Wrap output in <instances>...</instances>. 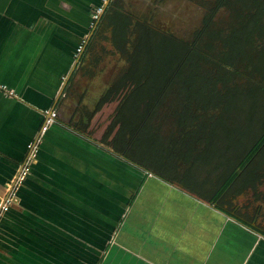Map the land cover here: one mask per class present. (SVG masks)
Segmentation results:
<instances>
[{
	"label": "crops",
	"instance_id": "0c3cea01",
	"mask_svg": "<svg viewBox=\"0 0 264 264\" xmlns=\"http://www.w3.org/2000/svg\"><path fill=\"white\" fill-rule=\"evenodd\" d=\"M97 1L0 0V195L39 140L0 215V264H264V178L229 207L205 184L185 189L127 159L102 131L90 135L111 101L101 96L86 122L78 109L66 116Z\"/></svg>",
	"mask_w": 264,
	"mask_h": 264
},
{
	"label": "trees",
	"instance_id": "16d2710c",
	"mask_svg": "<svg viewBox=\"0 0 264 264\" xmlns=\"http://www.w3.org/2000/svg\"><path fill=\"white\" fill-rule=\"evenodd\" d=\"M200 1L206 24L214 22L223 8L234 15L244 12L246 19L238 29H246L248 38L264 39V0ZM105 5L104 0H98L95 7ZM194 34L193 40H183L158 27L151 18L135 16L123 7L121 0H110L78 62L79 69L92 56L97 66L102 58L99 52L120 55L123 65L111 74L101 98L109 102L126 95L116 110L114 124L123 123L132 114L124 135L126 142L118 141L115 150L185 189L198 184L215 186L214 180L209 179L222 165L233 163L224 151L243 126L235 120L239 110L243 114L247 110L246 121L264 100V78L241 72L228 64L223 55L201 46L203 30ZM224 34L221 30L216 36L223 38ZM100 38L111 40L115 50L101 46L99 51ZM146 55L148 68L143 62ZM141 70L145 72L142 81L124 93ZM170 95L177 128L167 136L155 124V118ZM246 101L249 109L242 110L241 104ZM77 126L82 130L79 123ZM221 136L227 139L223 146ZM235 166L225 181L216 186L212 197L216 202L226 198L229 207L234 206L232 199L238 190L255 189L264 178V133ZM204 173L205 177H201Z\"/></svg>",
	"mask_w": 264,
	"mask_h": 264
},
{
	"label": "rangeland",
	"instance_id": "374dc122",
	"mask_svg": "<svg viewBox=\"0 0 264 264\" xmlns=\"http://www.w3.org/2000/svg\"><path fill=\"white\" fill-rule=\"evenodd\" d=\"M200 3V0H121L123 7L135 16L139 18H151L158 27H161L165 31L173 32L183 40L191 41L194 39V33L198 29L203 30L205 37L200 39L199 44L201 46L214 51L216 54L223 55L228 64L233 65L241 72L258 79L264 78V39L256 40L253 37H251L252 39L248 38L246 37V29H238L240 22L246 19V13L242 12V14L236 13L237 15H234L232 11L223 8L216 15L214 22L206 24L204 21L205 11L200 6ZM95 6H90L89 14L91 16L89 15L90 19L87 23H83L86 20L84 14L83 18L78 19L86 27L85 36L88 39L91 37V29L95 27L100 19V17H98V21L94 19L97 13V7ZM230 15H233V19L230 18ZM221 30H223V34L225 33L223 38L216 36ZM86 37L78 43V49H80L78 51L79 55L83 53L86 47L85 43L88 41ZM112 45L111 40L100 38L97 49L101 51V46H105L106 49L113 50L114 47ZM99 55L102 58L97 66H95V60H93L92 56L81 64L74 74L68 94L69 100L65 106L67 117L75 115V109H78L79 118L82 122H86V119L90 116V112L97 106L99 98L104 93L111 74L115 72L118 66L123 65V60L119 54L113 55V53L99 52ZM148 58L149 56L146 55V59L143 61L146 68H148ZM144 73V70H141L137 74V79H134L135 83L130 84L124 90V93L128 92L129 89H133L137 82H141ZM125 96V94L119 96L118 99L111 101L108 106H105L100 113H97L92 122L94 130H89L91 132L90 135L95 133L100 135L97 131H102L104 142L113 141L115 148L118 141H125V132L129 130L128 127L131 124L130 118L132 114L130 117H126L123 123L114 125V120L118 116L117 107L125 99ZM79 98L83 99L82 103L78 101ZM155 99L156 96L154 95L151 101L154 102ZM248 104L249 101L241 104L242 110L244 108L249 109ZM174 109L173 97L170 95L166 98L155 118V124L160 126L162 133H165L167 136L177 128V118L175 117ZM238 115L235 120L239 125L242 126L243 124V126L235 140L224 151L233 160V163L224 167L222 165L217 172L218 174H214L209 179H213L215 185L214 187H207L209 194H215L216 186L218 187L225 181L228 174L236 167L235 164L244 158L249 149L254 146L264 133V100L259 105L257 111L246 121L244 117L247 115V110L244 114L239 110ZM75 119L72 123L77 125L78 118ZM110 127L113 129V133L107 135V130ZM130 134L132 133L130 132ZM225 135L228 134L226 133ZM110 136L112 137L111 140ZM106 137H108V140H106ZM226 140L225 137L222 138L221 136L220 142L222 144L220 146H223ZM201 177H205V173Z\"/></svg>",
	"mask_w": 264,
	"mask_h": 264
},
{
	"label": "built area",
	"instance_id": "2783aa9c",
	"mask_svg": "<svg viewBox=\"0 0 264 264\" xmlns=\"http://www.w3.org/2000/svg\"><path fill=\"white\" fill-rule=\"evenodd\" d=\"M104 2L106 3L107 0H104ZM103 9L104 8H102V7L97 8V10H96L97 13H96V15L94 17L95 20L96 19L98 20V17L101 16V14L103 12ZM78 51H80V49L77 48L76 54H75L76 58H78V56H79ZM55 117H56V112H52L49 117H47V114H46V121H45V124L43 126V131H44V129L47 128L49 123H51L55 119ZM27 147H28V152H27L26 161H25L24 165L22 166V169H21L16 181L14 182V187L11 190L10 195L8 194L9 196L7 198V201L4 204H2L1 207H0L1 214L4 213L5 211L9 210L11 201L13 200V197L15 196V194L13 193L14 188L19 186V184H21L24 181V179L26 178V176L28 174L29 167H30L31 163L33 161H35V159L38 157L39 140L30 141L28 143Z\"/></svg>",
	"mask_w": 264,
	"mask_h": 264
},
{
	"label": "water",
	"instance_id": "95a60500",
	"mask_svg": "<svg viewBox=\"0 0 264 264\" xmlns=\"http://www.w3.org/2000/svg\"><path fill=\"white\" fill-rule=\"evenodd\" d=\"M109 2H110V0H108V2L106 3V5H105L103 11H104L105 8L108 6ZM102 13H103V12H102ZM98 22H99V21H98ZM98 22L96 23L95 27L92 29V31H91V37H89V39H88V41L85 43V45H87V43L89 42V40L92 38V36H93V34H94V32H95V29H96V27H97ZM81 56H82V54H80L79 57L77 58V62L75 63V66H74L73 71H74L75 68L77 67L78 62H79ZM72 73H73V72H72ZM72 73H71V74H72ZM13 187H14V184H13V186H12V189H13ZM9 195H10V193H9ZM9 195H7V196H2V195H0V207H1L2 204H4V203L7 201V198H8ZM0 214H1V209H0Z\"/></svg>",
	"mask_w": 264,
	"mask_h": 264
}]
</instances>
